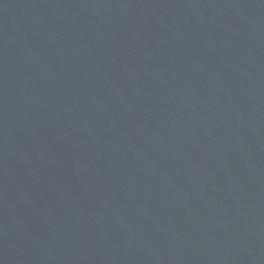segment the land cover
<instances>
[{
	"label": "water",
	"instance_id": "95a60500",
	"mask_svg": "<svg viewBox=\"0 0 264 264\" xmlns=\"http://www.w3.org/2000/svg\"><path fill=\"white\" fill-rule=\"evenodd\" d=\"M0 264H264V0H0Z\"/></svg>",
	"mask_w": 264,
	"mask_h": 264
}]
</instances>
